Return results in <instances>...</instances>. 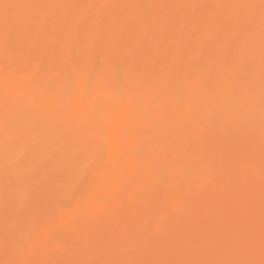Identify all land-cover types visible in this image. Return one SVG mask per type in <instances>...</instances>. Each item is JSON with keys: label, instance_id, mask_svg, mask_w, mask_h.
<instances>
[{"label": "bare ground", "instance_id": "1", "mask_svg": "<svg viewBox=\"0 0 264 264\" xmlns=\"http://www.w3.org/2000/svg\"><path fill=\"white\" fill-rule=\"evenodd\" d=\"M260 4L0 0V264L258 261Z\"/></svg>", "mask_w": 264, "mask_h": 264}, {"label": "snow or ice", "instance_id": "2", "mask_svg": "<svg viewBox=\"0 0 264 264\" xmlns=\"http://www.w3.org/2000/svg\"><path fill=\"white\" fill-rule=\"evenodd\" d=\"M9 5H4L5 10ZM262 19H264V0L260 4ZM5 19L7 20V13L5 12ZM261 113L262 123H264V83H262V98H261ZM261 227H260V259L257 261L251 258H234V259H190V260H176V261H161L157 264H264V155H262L261 163ZM239 246L247 253L251 254L254 249V233L249 227L248 231L244 233L238 240ZM115 264V262H113Z\"/></svg>", "mask_w": 264, "mask_h": 264}, {"label": "rangeland", "instance_id": "3", "mask_svg": "<svg viewBox=\"0 0 264 264\" xmlns=\"http://www.w3.org/2000/svg\"><path fill=\"white\" fill-rule=\"evenodd\" d=\"M5 71H7V69H6ZM0 100H1V98H0ZM2 100H3V99H2ZM4 103H5V102H4ZM4 103L2 102V104H4ZM5 106H6V105H5ZM5 106H4V107H5ZM0 107H1V109H3V108H2L3 106H0ZM1 109H0V110H1ZM3 110H4V109H3ZM2 112H3V111H2ZM5 112H6V111H5ZM55 218H56V217H55ZM57 218H58V217H57ZM52 220H53V219L51 218L50 221H52ZM56 220H57V219H56ZM54 221H55V219L53 220V222H54ZM55 222H56V221H55ZM57 222H58V221H57ZM11 251L13 252V250H11ZM12 252H11V256H12L13 258H17L18 255L15 256V254L12 253ZM24 252H26V250H25ZM19 253H20V252H19ZM27 253H28V252H27ZM27 253H25V254H23V255L25 256ZM75 253H76V252H75ZM77 254H78V253H77ZM21 255H22V254H21ZM76 256H77V255H76ZM12 257H10L11 260L13 259ZM17 259H18V258H17ZM19 260H20V259H19ZM8 261H10V260L8 259ZM15 261L17 262L18 260L15 259ZM6 262H7V261H6ZM11 262H12V263H9V264H16L14 261H11ZM56 262L59 263L58 260H57ZM18 264H19V262H18ZM29 264H30V263H29ZM56 264H57V263H56ZM59 264H60V263H59Z\"/></svg>", "mask_w": 264, "mask_h": 264}]
</instances>
